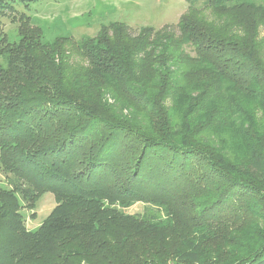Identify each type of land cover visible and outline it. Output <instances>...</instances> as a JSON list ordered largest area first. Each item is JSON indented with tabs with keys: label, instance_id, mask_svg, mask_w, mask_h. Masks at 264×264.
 Returning a JSON list of instances; mask_svg holds the SVG:
<instances>
[{
	"label": "trees",
	"instance_id": "16d2710c",
	"mask_svg": "<svg viewBox=\"0 0 264 264\" xmlns=\"http://www.w3.org/2000/svg\"><path fill=\"white\" fill-rule=\"evenodd\" d=\"M186 2L176 31L0 37V264H264V0Z\"/></svg>",
	"mask_w": 264,
	"mask_h": 264
},
{
	"label": "rangeland",
	"instance_id": "374dc122",
	"mask_svg": "<svg viewBox=\"0 0 264 264\" xmlns=\"http://www.w3.org/2000/svg\"><path fill=\"white\" fill-rule=\"evenodd\" d=\"M186 0H28L15 3L13 11L0 17V37L18 41L24 24L40 28L43 41L68 37L77 41L82 35L95 36L102 25L123 22L136 35L142 27L177 30L181 15L187 10ZM209 11L203 13L209 17ZM27 19V20H26ZM263 34V32H261ZM0 185L7 186L0 172ZM57 202L51 192L41 194L32 205H20L24 229L37 230L55 209ZM127 213L143 212V205L135 203Z\"/></svg>",
	"mask_w": 264,
	"mask_h": 264
}]
</instances>
